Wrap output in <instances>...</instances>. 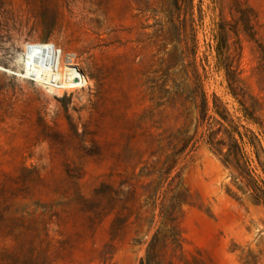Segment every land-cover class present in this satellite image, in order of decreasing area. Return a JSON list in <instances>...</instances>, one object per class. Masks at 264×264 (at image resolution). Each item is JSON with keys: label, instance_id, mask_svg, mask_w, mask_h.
Segmentation results:
<instances>
[{"label": "rangeland", "instance_id": "rangeland-1", "mask_svg": "<svg viewBox=\"0 0 264 264\" xmlns=\"http://www.w3.org/2000/svg\"><path fill=\"white\" fill-rule=\"evenodd\" d=\"M226 127L264 187V0H0V264H264Z\"/></svg>", "mask_w": 264, "mask_h": 264}, {"label": "trees", "instance_id": "trees-1", "mask_svg": "<svg viewBox=\"0 0 264 264\" xmlns=\"http://www.w3.org/2000/svg\"><path fill=\"white\" fill-rule=\"evenodd\" d=\"M178 3V1H177ZM251 37H254V30L251 31ZM202 102L201 108L207 111L208 109V99L205 94V91L201 90ZM200 106V105H199ZM222 118L224 122H227L228 119L226 115L221 113L219 110L216 111ZM253 118V117H251ZM254 120V119H253ZM221 126H225L224 123L220 120H217ZM226 134L228 137V143L225 139L218 138L215 135L214 131H209L208 139L206 140L210 148L217 154L222 155V161L227 167L233 169L236 172L235 178L241 182H245V185L248 190H253L256 198L264 204V187L260 185L259 180L254 175V172L251 168L250 160L246 157L243 151L242 142L235 136L234 132H238L242 140L243 135L236 130H229L226 127ZM252 132V131H251ZM253 135L257 138V141L260 144V148L264 151L262 141L252 132ZM251 143L256 147L255 141ZM258 160L261 166H264V163H261L259 152L257 153Z\"/></svg>", "mask_w": 264, "mask_h": 264}, {"label": "bare ground", "instance_id": "bare-ground-1", "mask_svg": "<svg viewBox=\"0 0 264 264\" xmlns=\"http://www.w3.org/2000/svg\"><path fill=\"white\" fill-rule=\"evenodd\" d=\"M67 61H68V65H71V67L69 69V74H68V77H67L68 84L66 86L67 87H74L80 81L79 73L77 72V69L74 67L73 58L72 57H68ZM39 66H40V68H39ZM35 68H37V69H35V71H36V73H37V75L39 77H41L42 74L48 73V71L44 67V65H40L39 64V65L35 66ZM32 77L34 78L35 76L32 75ZM78 85H80V84H78Z\"/></svg>", "mask_w": 264, "mask_h": 264}]
</instances>
